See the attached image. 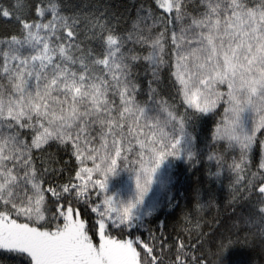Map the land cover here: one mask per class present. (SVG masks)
<instances>
[{"label": "snow or ice", "instance_id": "1", "mask_svg": "<svg viewBox=\"0 0 264 264\" xmlns=\"http://www.w3.org/2000/svg\"><path fill=\"white\" fill-rule=\"evenodd\" d=\"M173 60L183 114L156 99ZM220 102L227 107L213 138L235 141L241 150V163L229 168L240 171L259 141V170L249 187L260 183L261 207L232 227L246 229L243 242L258 243L264 256V138L257 135L264 134V0L0 3V264H162L147 245L141 257L140 238H123L131 236L125 230L133 205L118 209L111 197L100 204L81 198L89 186L103 190L119 157L130 162L126 153L136 154L135 141L139 201L161 159L179 154L192 110L208 112ZM245 107L256 114L250 133L237 131ZM161 110L163 120L148 115ZM97 140L98 147H87ZM69 141L77 160L92 163L76 173L86 183L60 182L56 170L35 163L53 144L67 148ZM214 235L196 236L201 254L191 264L217 258L226 264L224 250L240 238L214 243Z\"/></svg>", "mask_w": 264, "mask_h": 264}, {"label": "trees", "instance_id": "2", "mask_svg": "<svg viewBox=\"0 0 264 264\" xmlns=\"http://www.w3.org/2000/svg\"><path fill=\"white\" fill-rule=\"evenodd\" d=\"M122 2L125 0H114V3ZM0 3L9 5L14 4L15 0H0ZM174 72L173 60L171 67L166 66L161 73L156 99L165 106L178 107L179 113L183 114L186 106L183 105L182 96L177 92L179 83ZM142 80V90L138 96L141 101L147 99V78ZM169 111L174 109L169 108ZM192 111L195 114L184 126V130L192 139L191 156L185 161L173 162L166 199L140 224L128 227L125 231L131 236L124 235L123 238H140L138 251L141 252L142 258L147 251L145 248L147 245L154 249L153 255L161 260L162 264H176L177 261L179 264H191L192 259L201 254L197 248L199 241L196 240L200 232L206 235L215 232L214 243L221 238L226 241L229 236L232 239L239 236L241 242H234L224 250L223 260L226 264H264L259 244L244 243L246 229L237 233L232 227L234 223H238L241 216L258 213L261 207L258 200L260 183L249 187L252 173L259 170L261 158L259 141L249 149V161L241 165L240 171H234L229 165L234 162L241 163L240 150L229 142L213 138L216 126L223 118L224 104L218 103L210 112L196 109ZM257 135L264 138V134ZM210 155L214 158L210 159ZM216 157L223 158L222 165L217 164ZM35 163L40 170L45 168L49 171L56 170L60 182L67 183L70 177L71 183L76 184L79 163L70 142L67 148L53 144L47 149L44 159L38 158ZM96 198L88 200L96 202ZM92 206L89 203V210ZM85 222L87 227L88 220ZM107 234L119 238L115 231L110 230ZM93 240L96 244L99 242L98 229L93 235Z\"/></svg>", "mask_w": 264, "mask_h": 264}, {"label": "rangeland", "instance_id": "3", "mask_svg": "<svg viewBox=\"0 0 264 264\" xmlns=\"http://www.w3.org/2000/svg\"><path fill=\"white\" fill-rule=\"evenodd\" d=\"M223 90L227 91L226 87H224ZM223 104L225 109L227 105L225 103ZM157 114L160 116L161 120H163L167 115V113L163 112L162 110L159 113H154L153 111L148 112L149 116ZM255 120V112L250 107H245L239 114L237 131L250 133L254 126ZM152 123L153 122H149V127H151ZM141 131H146V129H141ZM165 131L170 132L171 128H166ZM149 135H151V133H149ZM173 135L176 136L180 134L174 132ZM216 140H224L226 142H229L232 146L240 150L235 141H228L226 139ZM69 142L72 144L71 141ZM99 143L100 141L97 140L95 145H88L87 147H98ZM133 146L136 149V154H132L131 152L126 153L129 156L130 161L128 164H125L123 156L117 159V165L114 170L104 177L103 190L99 189L98 186L95 188L89 186L83 196L84 199H95L98 196L100 199L97 200L96 198V204L102 203L105 197H111L115 207L118 209L121 207H127L129 204L133 205L130 209V219L127 221L128 227H133L140 224L144 220V218L157 210V208L166 199L167 187L170 182L171 167L173 165V162L182 160L185 161L188 157H190L189 154H192V139L190 135L184 130L183 134L180 135V143L177 146L179 154L165 155L163 159H161L159 165L152 173L151 182L148 184L147 191L143 194L142 198L139 199V201L137 199L136 188V177L137 170H139V163H137L136 161L138 160L140 148L139 144H136L135 141H133ZM125 147H127V145ZM114 154L115 153L113 152V155ZM78 163L79 171L83 167H92L91 161H86L84 164H82L78 160ZM95 179H102V177H99L98 174L97 176L93 174V180ZM82 183H86V181H82L77 178L76 184ZM98 243L99 242H97V245Z\"/></svg>", "mask_w": 264, "mask_h": 264}, {"label": "clouds", "instance_id": "4", "mask_svg": "<svg viewBox=\"0 0 264 264\" xmlns=\"http://www.w3.org/2000/svg\"><path fill=\"white\" fill-rule=\"evenodd\" d=\"M215 264H220V260L217 258V260L215 261Z\"/></svg>", "mask_w": 264, "mask_h": 264}]
</instances>
